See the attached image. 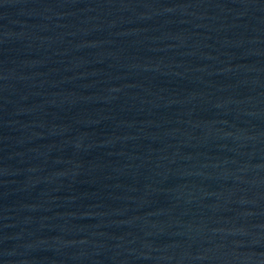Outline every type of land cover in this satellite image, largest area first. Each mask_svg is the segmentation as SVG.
Masks as SVG:
<instances>
[{
	"label": "water",
	"instance_id": "water-1",
	"mask_svg": "<svg viewBox=\"0 0 264 264\" xmlns=\"http://www.w3.org/2000/svg\"><path fill=\"white\" fill-rule=\"evenodd\" d=\"M0 264H264V0H0Z\"/></svg>",
	"mask_w": 264,
	"mask_h": 264
}]
</instances>
